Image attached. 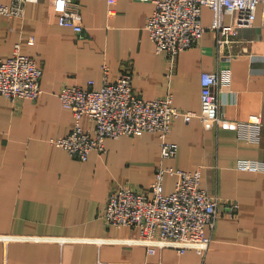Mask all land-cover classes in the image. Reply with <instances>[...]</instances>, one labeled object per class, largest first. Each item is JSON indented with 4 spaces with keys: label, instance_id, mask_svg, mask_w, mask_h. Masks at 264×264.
Instances as JSON below:
<instances>
[{
    "label": "crops",
    "instance_id": "crops-1",
    "mask_svg": "<svg viewBox=\"0 0 264 264\" xmlns=\"http://www.w3.org/2000/svg\"><path fill=\"white\" fill-rule=\"evenodd\" d=\"M74 1L81 33L60 24L51 0L27 3L22 15L0 14V58L18 46L43 68L38 99L13 101L0 93V264H264V170L241 168L244 161L264 162L261 9L254 24L240 27L222 46L208 28L179 53L170 73L167 53L156 51L146 26L156 7L152 1L117 0L113 13L108 0ZM224 20L234 23L237 14L226 13ZM212 22L205 6L202 23ZM104 64L110 81L129 67L139 96H171L176 108L196 113L189 121L173 119L167 138L178 144L174 157H163L157 131L109 137L105 150H93L87 160L52 141L75 122L61 104V88L88 87L91 80L102 87ZM205 71L230 73L218 88L223 126L209 128L200 116ZM250 115H260V124ZM81 123L93 125L88 116ZM160 166L200 168L202 186L220 195L219 220L204 254L192 247L179 253L173 242L151 253L138 228L106 223L111 191L148 188ZM176 178L165 175L167 193Z\"/></svg>",
    "mask_w": 264,
    "mask_h": 264
},
{
    "label": "built area",
    "instance_id": "built-area-1",
    "mask_svg": "<svg viewBox=\"0 0 264 264\" xmlns=\"http://www.w3.org/2000/svg\"><path fill=\"white\" fill-rule=\"evenodd\" d=\"M39 0H12L0 2V14L22 15L24 6ZM59 14L61 25H72L77 33L83 26L78 22L80 10L74 0H51ZM152 1L155 9L147 21V29L157 52H166L169 72L175 70L179 53L199 42L210 28L217 32V43L222 46L232 41L238 29L251 26L261 9L264 18V0H143ZM117 0H108L109 12H114ZM207 6L213 12L210 26L202 23V11ZM226 13L237 14L234 23H226ZM33 43V38L30 39ZM104 83L95 88L94 80L88 87L66 84L59 91L61 104L71 110L75 122L70 132L53 139L70 155L87 160L93 150H105V140L125 134L157 131L162 137V155L174 157L178 144L168 140L172 121L184 116L189 121L196 116L193 111H181L173 105L171 96L146 99L133 87V70L125 67L115 81H110V67L103 65ZM229 71L208 72L201 75V119L209 128L223 126L227 120L219 112L218 88L229 79ZM43 68L36 58L24 54L16 47L13 55L0 58V93L13 101L38 99L43 89ZM88 116L93 125L84 128L81 120ZM260 115H250L249 121L260 124ZM236 128L240 124H235ZM242 169L264 170V162L244 161ZM167 173L176 175L175 188L167 193L164 179ZM221 197L202 186V170L195 171L160 166L148 188L118 186L109 195L104 218L107 224L138 228L141 237L150 243L149 252H156L173 242L179 253L195 248L204 254L216 229ZM237 207V204H234Z\"/></svg>",
    "mask_w": 264,
    "mask_h": 264
},
{
    "label": "bare ground",
    "instance_id": "bare-ground-1",
    "mask_svg": "<svg viewBox=\"0 0 264 264\" xmlns=\"http://www.w3.org/2000/svg\"><path fill=\"white\" fill-rule=\"evenodd\" d=\"M219 112H220V109H219Z\"/></svg>",
    "mask_w": 264,
    "mask_h": 264
}]
</instances>
